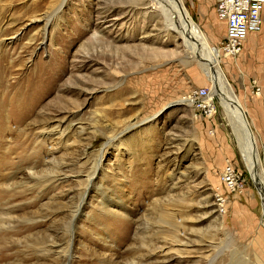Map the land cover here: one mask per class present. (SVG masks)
Instances as JSON below:
<instances>
[{"label":"rangeland","instance_id":"1","mask_svg":"<svg viewBox=\"0 0 264 264\" xmlns=\"http://www.w3.org/2000/svg\"><path fill=\"white\" fill-rule=\"evenodd\" d=\"M149 1L0 0V264H264V16L216 65L229 117ZM181 1L220 47L213 1Z\"/></svg>","mask_w":264,"mask_h":264},{"label":"bare ground","instance_id":"2","mask_svg":"<svg viewBox=\"0 0 264 264\" xmlns=\"http://www.w3.org/2000/svg\"><path fill=\"white\" fill-rule=\"evenodd\" d=\"M148 5L152 10L151 13L153 14V16H155L154 19H157L159 21L158 26H156L157 33L160 34L166 32V35L168 36L169 32L175 33V38H179V40H181V45L186 50H188L192 56L196 57L197 59H201L204 63L209 64L208 67L206 66L205 71L209 74V78L212 82L211 95H213V97L217 99V103L223 109L224 113L227 116L232 117L233 113L240 112L241 108L239 106L237 98L235 97L232 89L228 86L226 87L225 83H223L222 75L219 73L220 71H218L219 69L216 67L217 63H219L224 57L225 59L230 60V62H232L233 64L234 58H228L227 55L235 56L240 52V50L235 53H225L217 45L210 44L208 38H206L201 33L199 27L193 22L181 0H150ZM217 18L220 19L219 16ZM106 29H100L101 31H98L97 33L106 35L110 31V29H107L108 31ZM97 33L95 32L94 35L99 36ZM245 40L243 42H245ZM160 49H157V53H159ZM154 52L156 51L154 50ZM213 97L209 95L205 100L202 101V107H209L210 113H213L214 110V107L212 106ZM183 101L184 100L181 99L177 102L182 104ZM196 107L199 106L197 105ZM238 119L240 120V124L242 126H234V128L238 132L237 136H239V138L241 139V154L247 167L252 168L254 166L255 159H257L256 155L254 159L251 153V140L253 141V138L249 127L246 124V119L242 113L240 114ZM99 164L100 163H98V165ZM93 174H95V171L93 172ZM253 176L255 177V174ZM257 186L262 193L264 202V178L258 180Z\"/></svg>","mask_w":264,"mask_h":264},{"label":"built area","instance_id":"3","mask_svg":"<svg viewBox=\"0 0 264 264\" xmlns=\"http://www.w3.org/2000/svg\"><path fill=\"white\" fill-rule=\"evenodd\" d=\"M212 1L217 15L225 23V33L219 42L220 48L225 53H235L242 48V42L248 35L259 27L264 12V0ZM195 95V103L202 107V101L209 96V90L201 87L195 92ZM222 176L225 185L230 190L241 188V174L234 168L225 167Z\"/></svg>","mask_w":264,"mask_h":264},{"label":"crops","instance_id":"4","mask_svg":"<svg viewBox=\"0 0 264 264\" xmlns=\"http://www.w3.org/2000/svg\"><path fill=\"white\" fill-rule=\"evenodd\" d=\"M263 16H264V12H263L262 18H263ZM216 17H217V16H216ZM216 20L219 21V22H222V21H220L218 18H217ZM253 34H254L253 32L250 33V34L248 35V38H247L246 40H248V41L251 40V39L253 38ZM248 41H247V42H248Z\"/></svg>","mask_w":264,"mask_h":264},{"label":"water","instance_id":"5","mask_svg":"<svg viewBox=\"0 0 264 264\" xmlns=\"http://www.w3.org/2000/svg\"><path fill=\"white\" fill-rule=\"evenodd\" d=\"M177 1V0H176Z\"/></svg>","mask_w":264,"mask_h":264}]
</instances>
